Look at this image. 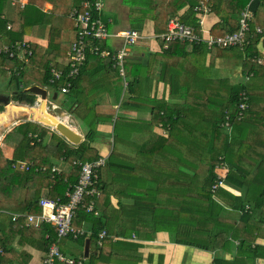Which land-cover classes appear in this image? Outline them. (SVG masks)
<instances>
[{"label":"trees","instance_id":"trees-1","mask_svg":"<svg viewBox=\"0 0 264 264\" xmlns=\"http://www.w3.org/2000/svg\"><path fill=\"white\" fill-rule=\"evenodd\" d=\"M149 2L156 3L155 6L151 4L156 10L154 11L155 18H157L155 22L158 26H162L163 30L167 28L170 19L176 18L194 26L198 32L202 27L198 23L199 16L196 8L204 2L211 6L213 14L219 16V22L211 31L215 35H225L236 31L242 13L249 5L253 12L251 28L254 31L255 28L261 27L263 34H256L251 44L245 48L236 46L214 49H217L220 56L230 54L242 56L244 58L243 72L246 75L253 76L263 71L260 66L262 64H259L257 60L263 56L259 45L264 43V0H170L169 2L149 0ZM47 4L51 5V9L46 10ZM74 9L84 10L82 0H31L25 4L23 0H0V47L13 46L20 41H29L33 51L28 62L21 61L17 56L11 58L6 54H0V93H5L11 102L37 106L39 97L30 90L31 87L40 86L45 89L49 87L53 98V93L66 84L65 80L51 84V70L67 72L66 66L59 60L69 58L73 42L72 34L78 30L71 16ZM94 16L96 17L97 14ZM103 20L107 21L108 18L103 17ZM162 21L163 24H161ZM90 40L88 38V41ZM145 43L139 45L144 46ZM174 44L208 48L204 42L197 45L180 42ZM140 57L137 60L126 62L125 72L128 83L124 86L118 69L113 67V61L102 60L95 54H88L78 77L72 80L67 93L70 97L77 99L71 106V112L79 114L77 112H81L82 103L87 102L80 100L83 97L80 89L82 82L88 80L91 83H97V80L107 79L112 81L107 77L109 72H114L115 78L118 75L121 78L116 91L118 97L123 94L120 101L121 106L139 107L152 102L154 106L160 107L162 104L160 101L147 102L145 100L146 93L142 92L140 70L132 80L128 78L127 66H134L135 64L131 63L133 61L139 63ZM156 57L157 55L151 54L150 60L156 62ZM149 62L147 61V65ZM6 68L17 70L18 75H10ZM3 86L7 88L6 92H2ZM242 90L248 93L250 101L248 110L239 119L238 94ZM256 93L257 91L251 88L249 82L230 87L228 103L225 108L220 103L218 106L220 111L210 109L209 102L205 107L200 102H190L188 103L189 110L178 108V111L169 115L166 109L155 108L152 119L143 126L144 132L136 133L134 149L128 152L121 150L123 144L121 138L127 139L132 135L127 132L120 135L119 126L130 121L127 118L121 121L118 118L115 121L114 139L117 146L113 147L108 161L97 173V179L93 185L97 192L93 196H86L84 204L77 209L73 219L75 228H90V230L86 229L91 232L89 235L91 254L86 264H167L164 259L158 261L159 256L155 254L159 251L158 247L155 249L157 251L149 250L146 254L142 249L143 240H154L161 230L167 234L166 240L170 243L190 246L206 252L216 251V242L225 234L226 241L221 250L214 254L211 264H264V245L259 243L264 240V132H260V127H257L261 124L264 111L259 112V118L255 119L251 135L249 128H246L240 145L237 141L230 139V136L232 139L235 136L222 133L223 126L221 125L226 114L232 117V126L242 123L245 116L255 107ZM192 110H206L213 113L215 118L208 132L196 136L198 143L202 144V150L198 160L191 159L188 162L191 173L180 168L174 169L172 161L171 165L165 164L162 169L165 179L159 181V187L154 185L156 180H146L148 193L147 198L143 199V203L150 206L149 202L156 198L149 195V191H153L160 196L157 198L163 200L166 205L185 206L190 212L173 214L154 213L153 211L158 219L154 224L151 221L138 222L135 220L137 216L134 215L124 220L126 215L123 211L125 209L119 204L117 205L119 222L116 223V227L111 226V217L114 221L113 216L116 214L114 201L119 199L123 188L115 187L117 185L115 177L104 179L105 170L112 171L113 174H124L126 170L117 168L121 162L125 165H135L143 162V158H156L157 148H166L169 145L175 137V125L186 117L188 111ZM2 111H4V106L0 105V112ZM159 112H163V115L160 116ZM113 117L114 114H111L108 121ZM162 120L165 124H170L171 134L164 135L161 130H157L158 133L155 132V128L163 123ZM147 133L149 134L148 141L142 145V148H138V136ZM97 135V129L92 128L79 145H74L54 128L34 121L18 122L5 133L0 142V248L2 249L0 264H43L51 242L56 239L55 232L48 227L35 228L28 225L24 217L19 221H13L11 213L28 211L41 214L43 211L40 201L43 198L66 202L67 190L74 187L79 180L81 172L79 163L94 161L100 156L93 145ZM260 137H263V140ZM32 142H34L33 145H31ZM255 143L260 144V150L252 149ZM234 145L236 148L232 149ZM231 150L246 159L253 157L254 153L259 158L257 164L254 162L256 165L254 168L260 172L256 171L254 177L253 169L235 164V170L241 175L232 171L233 174L236 173L239 176L235 177L236 181L232 182L233 186L237 187L236 184L244 186L243 192L239 190V195L226 194L221 188L216 192L212 191L219 156L230 154ZM8 151L13 154L15 161L29 162L31 164L29 169L14 168V161L9 159ZM152 153H154L153 157ZM194 153L195 151H191V154L194 155ZM160 158H162L161 153ZM55 166L61 168V173H52ZM111 167L116 168L111 170ZM143 168L146 179L154 178L157 171L154 163L146 164ZM228 180H231V173L227 172L226 183ZM105 185H109V188L114 186L116 193L109 195L108 189L105 190ZM191 193L197 195L196 202L190 199ZM214 193L217 199L214 198ZM240 198L244 199L241 204ZM214 199L225 201L230 204V207L226 206L222 210H217L214 205L218 202ZM91 201L94 202L93 210L88 209ZM210 223H213V226ZM103 231L106 232V236L99 241V234ZM134 235L138 241H132L131 238ZM86 239V235L76 239L72 236L66 237L60 242L61 251L67 256L79 258L84 255L83 247H85ZM74 244H78V248H75ZM226 249L232 251L230 255L233 259L226 256L228 252ZM180 264H185V261Z\"/></svg>","mask_w":264,"mask_h":264},{"label":"crops","instance_id":"crops-1","mask_svg":"<svg viewBox=\"0 0 264 264\" xmlns=\"http://www.w3.org/2000/svg\"><path fill=\"white\" fill-rule=\"evenodd\" d=\"M161 1L169 2L170 0ZM151 4L152 3H150L149 0H104L103 11L99 16L103 19V12H106V15L108 16V20L106 22L112 30L133 28L151 35L154 34V32L162 31V26H158L155 22L157 18H155V13L152 10L153 8ZM208 7H210V5H208ZM49 9H51V5L47 4L46 10ZM137 9V16H135L134 11ZM208 11V13L202 16L204 23L201 27L203 30L211 32L220 19L219 16L212 13V8ZM163 23L164 22L162 21L161 24ZM75 38L76 32L72 34V40ZM115 44L119 45L120 43L118 40H115ZM259 47L263 52V56L261 57L263 62L261 63L262 65H260L263 71L260 74L249 76L243 72L244 58L240 55L230 54L220 56L218 55L217 49L212 50L207 48V50L204 47H185L180 44L166 46L163 42L158 40H151L144 46H138L136 51L141 56L140 62L138 63L133 61L131 63H134V66H127V73H129L128 78L129 80H132L140 70L142 78V92L146 93L144 97L145 100L147 102H151L153 100L160 101L162 102L160 107H156L150 103L139 107H135L134 105L121 106L120 101L123 94L118 97V94L116 93L121 83V78L119 75L115 78L114 72H109L107 76L109 79H112V81L108 79L104 81L97 80V83H91L88 80L83 81L82 86L80 87L83 97L80 100L87 102L91 100L97 102V107L95 109V113L91 117V122H95L97 124L96 129L98 131V135L96 136L93 145L96 148L98 155L102 154L110 157L113 147L117 146L114 139L115 127L113 124L119 118L118 117L115 120L117 106L121 109L120 117L127 118L130 121L127 124L119 126L120 135L126 132L132 135L127 139L121 138L123 141L121 150L128 152V150L134 149L133 144L136 141V133L138 131L144 132L143 126L146 122L152 119L153 109L164 108L167 110V115H169L178 111V108L189 110L190 106L188 103L190 102H200L203 107H205L207 102H209L210 109L220 111L218 108L220 105L219 103H222L225 100L230 87L249 82L251 88L257 91L255 95L256 104L255 107H253V111L249 112L245 116V119L243 118L244 120L242 123L232 126L231 130L228 131L224 129V132H227L226 134L235 136L234 139L230 136V139L232 141H237L240 145L241 137L245 135L246 128H249V132L252 133L255 119L259 118V112L264 111V43H261ZM151 54L157 55L156 62L152 59L150 60ZM59 61L60 63H65L67 60L60 59ZM147 61H150L148 65ZM152 71L153 75L148 77L147 75ZM145 77L147 78L144 80ZM51 96L52 93H50L48 97V104L54 106L53 109H55L58 113L59 119L68 126L72 127L84 138L90 130L88 126L84 124L87 115L81 113L73 114L71 112V106L77 99L67 95L70 98L67 97L65 101L60 103L57 102V100L53 101ZM38 100L40 101V98H38ZM168 103H174L176 105ZM225 106L223 108H225ZM111 114H114V117L112 120L110 119L108 121ZM159 115L162 116L163 112H159ZM214 118L215 115L206 110L188 111L186 113V117L175 125V137H173V139L169 142V145L166 148H157L156 158H143V162L135 165H125L124 162H121L117 168L126 170V173L124 174H113L112 171L107 172L105 170L104 179L115 177L117 183L115 187L123 188V192H121L119 199L114 201V205L118 202L120 206L125 209V211H123L126 215L124 220H127L129 217H133V215L137 216L134 218L138 222H148L153 220L149 216L148 211L141 209L144 205L141 198L143 196V192H146L147 190L146 180H156L154 185L159 187V181H163L165 179V175L162 172L165 164L171 165L170 163L172 161V167L174 169H181L183 166L189 167L190 164H188V162H190L191 159L195 161L198 160L202 150V144L198 143L196 136L198 134L208 132L212 127V120ZM160 124L159 126L161 130ZM166 124L170 134L172 130L171 126L168 123ZM257 127H260V132H264V117L261 118V124ZM148 135V133L141 134V136ZM257 139H259L258 136ZM260 139L263 140V137H260ZM147 141L148 137L141 143V145ZM234 148H236V145H234L232 149ZM252 149H256L257 151L260 150V144H253ZM191 151H195L194 155L191 154ZM7 153L10 154L9 151ZM145 153H149V151H145ZM160 153L162 158H160ZM228 155H232L231 157H233L232 159L234 161L233 165L229 162ZM244 160L247 164L251 165L253 173L257 171V169L254 168L256 166L254 162L257 164L259 158L255 153L253 157H250V159L238 156L232 150L230 154L226 155V161L231 168L234 167L235 164L242 166L245 163ZM152 163L156 165L157 171L154 178L149 177L146 179L145 169L143 166ZM114 168L116 167H111V170ZM159 168L161 169L160 173ZM232 171H234L233 168ZM135 175L138 176V178H136ZM229 182L232 183L233 181L229 180ZM225 185L226 182L224 186ZM106 189L109 190V185H105V190ZM115 208L116 214L113 216L114 221L111 217V226L113 227H116V223L119 222L117 217L119 207L116 205ZM151 223L154 222L152 221ZM86 229L90 230L89 227H85L84 230ZM87 232L88 235L86 237L89 238L91 232ZM160 238H163L161 243L154 241L155 239L159 240ZM226 238L227 236L223 234L218 239L216 242V251L214 252L201 251L192 247L194 251L202 252L206 255L202 256L201 261L191 262V264H211L214 254L221 250ZM154 240H143L142 243L145 245L143 251L145 254L149 250L155 251L158 247L159 251L155 253L156 256L160 254L158 261L159 259H164L167 264H180L185 261V264H188L184 255L187 250L191 248L190 246L170 243L169 240H166L164 232L158 234V237L154 238ZM132 241H138V239L135 238L132 239ZM259 243L264 245V240H261ZM226 256L231 258L230 254H226Z\"/></svg>","mask_w":264,"mask_h":264},{"label":"built area","instance_id":"built-area-1","mask_svg":"<svg viewBox=\"0 0 264 264\" xmlns=\"http://www.w3.org/2000/svg\"><path fill=\"white\" fill-rule=\"evenodd\" d=\"M29 0H23V4L28 3ZM83 11L74 9L71 16L75 20L77 27L76 38L72 42L69 58L65 63L67 72L62 70H51V84H55L61 80H65L66 84L59 88L58 92L66 95L69 92L72 80L76 79L79 75L81 67L84 65L88 54H95L102 60L113 61V67L117 68L119 74L124 79V86L128 83L125 64L129 60H137L138 55L136 48L141 47V43L151 40H158L163 42L166 46L173 45L175 42H180L187 45H197L204 42L208 49L214 48H228V47H241L245 48L251 44L252 39L256 34H263L261 27L251 28V19L253 12L249 5L245 8L239 21L238 29L234 32L225 35H215L203 29L198 32L194 26L188 25L179 19L172 18L169 21L168 28L164 33H156L149 35L148 33L133 29H117L112 30L99 15L103 11L104 0H82ZM210 7L205 4L196 8L198 13V23L200 26L204 23L203 15L208 13ZM94 14H97L95 17ZM88 38L91 40L88 41ZM115 40L119 41V45L115 44ZM0 54H6L9 57H18L21 61L28 62L31 58L33 51L29 41H20L13 46L0 47ZM262 63V59L257 60ZM10 75H18L17 70H9L6 68ZM251 76V75H249ZM250 97L245 90L238 94V109L239 119L244 116V113L249 108ZM161 131L164 135L169 134L168 126L165 123L160 124ZM224 128H232V117L226 114L222 121ZM34 142L31 143L33 145ZM8 157L13 162V167L20 170H28L30 163L27 161H15L12 153ZM107 155H100L94 161H87L79 163L81 172L77 184L68 189L66 192L67 201L62 202L59 199L52 200L43 198L40 201L42 208L41 214H35L28 211L24 213H11L13 221H19L20 218H25L28 225L35 228L48 227L51 231L55 232L56 239L53 240L48 248L46 257L43 264H86L88 258L84 255L79 258L67 256L61 251L60 242L62 239L72 236L79 238L88 235L84 229H77L73 226V219L76 215L77 209L84 204L87 195L93 196L97 189L93 187L97 179V173L108 161ZM217 165L216 180L212 185V191L216 192L222 188L226 182V173L229 171L228 166L225 164L222 157ZM52 173H61V168L55 166ZM94 202L91 201L89 210H93ZM106 236L103 231L99 234V241ZM132 236L131 239H135ZM155 241H158L155 239ZM2 249L0 248V252Z\"/></svg>","mask_w":264,"mask_h":264},{"label":"rangeland","instance_id":"rangeland-1","mask_svg":"<svg viewBox=\"0 0 264 264\" xmlns=\"http://www.w3.org/2000/svg\"><path fill=\"white\" fill-rule=\"evenodd\" d=\"M29 1H31V0H29ZM156 4V3H155ZM155 4H153L154 6H155ZM203 4H205L204 2H203ZM207 5V4H206ZM208 6V5H207ZM210 8H211V6H210ZM153 11H156V10H154V9H152ZM137 12H138V9L137 10H135L134 11V13H135V16H137ZM103 17L104 18H108V16L106 15V12L104 11L103 12ZM170 22V21H169ZM169 22H168V24H169ZM168 28V27H167ZM167 28L165 29V30H163L162 29V31H159L158 33L160 34V33H164L166 30H167ZM74 40V39H73ZM72 40V41H73ZM139 56L140 55H136L135 56V58L137 59V58H139ZM153 75V71L152 72H150L147 76L148 77H150V76H152ZM147 77H145L144 78V80L146 79ZM122 80H123V82H124V79H123V77H122ZM48 89V91H50V88L49 87H47ZM7 91V88L5 87V86H3L2 87V92H6ZM50 95V94H49ZM67 97H69V96H67V95H64V94H62V93H60V92H58V97H57V102H63V101H65V99H67ZM70 98V97H69ZM228 98H229V90H228V92H227V96H226V98H225V100L222 102V106L224 107L225 105H227V103H228ZM155 102H158V101H156L155 100ZM152 103V102H151ZM150 103V104H151ZM220 104V103H219ZM48 106L50 107V108H54V106H51V105H49L48 104ZM82 107H81V112H77V113H81V114H86L87 115V117H86V120H85V125H87L88 126V128L89 129H92V128H97V124L94 122H91V117L93 116V114L95 113V109H96V107H97V102H95V101H89V102H83L82 103V105H81ZM120 108L117 106V113H116V115H115V120L119 117V119H120V121L122 120V119H124V117H120ZM113 124H115V123H113ZM224 129L225 130H231L230 128H222V133L223 134H226L227 132H224ZM160 130V126L158 125L157 126V128H155V132H157L158 133V131ZM171 132H172V130H171ZM171 132H170V134H171ZM249 134L251 135V132H249ZM149 136V135H148ZM148 136H138V138H137V145H138V148H142V145H141V143L148 137ZM149 138V137H148ZM0 142H1V140H0ZM184 152V151H183ZM153 155H154V153H152V157H153ZM226 155L227 154H222V155H220L219 156V159H220V157H222L223 158V160H224V162H225V164L228 166V169H229V171H228V173H231L232 172V168H233V170L235 171V172H237V173H239L240 175H241V173L240 172H238V171H236L235 170V167L236 166H234V167H230V165L228 164V162L226 161ZM228 158H229V162L233 165L234 164V161H233V159H232V157L230 156V155H228ZM220 162V160L218 161V163ZM244 164L242 165V167H244V168H247V169H252V167H251V165H249V164H247V162L244 160ZM218 163L216 164V167H217V165H218ZM181 169H183L184 171H187L188 173H191L190 171H189V167L188 166H183ZM257 171H258V169H257ZM258 172H260V171H258ZM255 173V172H254ZM254 173H253V170H252V174H253V176H254ZM231 180L232 181H236V180H234V179H236L235 177H239L238 175H236V173L235 174H233V173H231ZM121 180H124V179H121ZM136 180V179H135ZM237 185V187H233V183H230L229 182V180L227 181V183H226V185L224 186V187H222L221 188V190H223V191H225V193L226 194H234V195H239L240 194V191L239 190H241L242 192H243V190L242 189H244V186H242V185H239V184H236ZM244 185H246L245 184V182H244ZM108 192H109V195H114L115 193H116V188L114 187V186H112V187H110L109 188V190H108ZM150 192V196H154V197H156V198H154V200H152V201H150L149 202V204H150V206H148L147 204H145L144 203V205L141 207V209H143V210H146V211H148V214H149V216L153 219V220H151V222L153 221L155 224L157 223V218L154 216V214H153V211H154V213L156 212V213H160V212H162V213H165V212H169V213H173V214H176V213H179V212H190V210H188V207H185V206H181V205H178V206H175V205H172V204H169V206L168 205H166V203L163 201V200H160L159 198H157V197H160L159 195H157V194H155L153 191H149ZM148 193V190H146V192H143V196H142V198H141V200H142V202H143V199H146L147 197H146V194ZM145 194V195H144ZM196 197H197V195H195V194H193V193H191L190 194V199L192 200V202H196ZM214 198L215 199H217L216 198V196H215V193H214ZM214 199V200H215ZM118 200V199H117ZM243 200L244 199H242V198H240L239 199V201H240V204L243 202ZM215 201H217L218 203H215V208L217 209V210H222L224 207H226V206H229L230 207V204L229 203H227V202H225V201H220V200H215ZM116 205H119V203L118 202H116ZM210 225L211 226H213V223H210ZM162 232H164V230H161L160 232H158V234H160V233H162ZM165 236L167 237V234H165ZM158 240V239H157ZM155 241V240H154ZM163 241V238H160L159 240H158V242H162ZM75 248H78V244H74L73 245ZM145 248V245L143 244V246H142V249H144ZM155 248V247H154ZM83 249H84V247H83ZM83 249H82V251H83ZM155 251H157V250H155ZM226 251H228L226 254H232V251L231 250H227L226 249ZM224 253H225V251H224ZM203 255H206L205 253H202V252H198V251H194V249L191 247V248H189L188 250H187V252H186V254L184 255V257H186V260H187V262H188V264H191V262H199V261H201L202 260V256ZM158 256H160V254L158 255ZM230 259V258H229ZM231 259H233V257L231 256ZM89 262V261H88Z\"/></svg>","mask_w":264,"mask_h":264},{"label":"water","instance_id":"water-1","mask_svg":"<svg viewBox=\"0 0 264 264\" xmlns=\"http://www.w3.org/2000/svg\"><path fill=\"white\" fill-rule=\"evenodd\" d=\"M30 90L39 98L37 106H28L23 104H15L5 93H0V105L4 106V111L0 112V140L5 133L14 125L21 121H34L54 128L67 141L74 145H79L83 141V137L59 119L55 109L48 106V95L52 92L47 91L40 86H33ZM58 97V91L53 93V99ZM91 239L87 238L84 247V256L90 258Z\"/></svg>","mask_w":264,"mask_h":264},{"label":"flooded vegetation","instance_id":"flooded-vegetation-1","mask_svg":"<svg viewBox=\"0 0 264 264\" xmlns=\"http://www.w3.org/2000/svg\"><path fill=\"white\" fill-rule=\"evenodd\" d=\"M51 92H52V91H51ZM48 97H49V95H48ZM48 99H49V98H48ZM52 100H53V101H56V100H54L53 98H52ZM51 103H52V101H51Z\"/></svg>","mask_w":264,"mask_h":264}]
</instances>
